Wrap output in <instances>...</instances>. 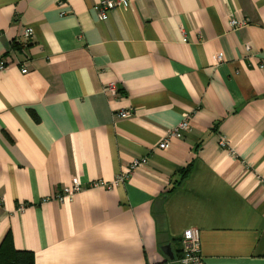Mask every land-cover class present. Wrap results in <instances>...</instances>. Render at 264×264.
<instances>
[{"label":"crops","instance_id":"1","mask_svg":"<svg viewBox=\"0 0 264 264\" xmlns=\"http://www.w3.org/2000/svg\"><path fill=\"white\" fill-rule=\"evenodd\" d=\"M58 1L0 0V241L34 264H180L194 228L195 264H264V0Z\"/></svg>","mask_w":264,"mask_h":264},{"label":"built area","instance_id":"2","mask_svg":"<svg viewBox=\"0 0 264 264\" xmlns=\"http://www.w3.org/2000/svg\"><path fill=\"white\" fill-rule=\"evenodd\" d=\"M60 3V0L58 1ZM129 5V0H100L99 4V15L103 17L108 11L117 7L123 6L126 7ZM247 23L246 20H237L235 18H231L229 20V24L233 28H241L245 26ZM33 34V30L31 27H25L22 31V35L24 38H30ZM184 40V39H183ZM245 48L247 52H250V44L246 43ZM215 60L221 61L223 56L222 53H218L215 56ZM7 67V63L0 59V69H4ZM259 68H263V65H259ZM27 69L24 67L21 69V73H26ZM104 92L109 96L115 95L117 92V85L115 83L106 84L104 87ZM129 115V110H121L118 111L117 116L121 118H125ZM190 128L187 120V116H184L183 119L173 128L168 130L163 138V140L158 144V147L164 149L167 147L168 142L172 138H178L183 135L184 132L188 131ZM219 146L222 148H226L230 153H233V148L230 147L229 142L224 138L221 137L218 141ZM147 163V157H140L133 159L130 164L127 166V169L123 172L116 174L115 179L113 182H104L102 180H96L93 182H89L88 185L90 186H97L100 188L108 189L111 188L114 184H118L123 182L131 173V171L143 166ZM264 187V180L261 181ZM83 186L79 184L77 181H73L70 187L63 188L60 195H58L59 199L67 198L71 199L73 194L77 193L78 191L82 190ZM21 209V206H20ZM182 257L179 259L180 264H195L200 260V253H199V233L194 228H188L184 230L182 234Z\"/></svg>","mask_w":264,"mask_h":264},{"label":"trees","instance_id":"3","mask_svg":"<svg viewBox=\"0 0 264 264\" xmlns=\"http://www.w3.org/2000/svg\"><path fill=\"white\" fill-rule=\"evenodd\" d=\"M185 175L186 168L182 170V176ZM0 264H34V260L30 251L16 249L7 233L0 241Z\"/></svg>","mask_w":264,"mask_h":264},{"label":"water","instance_id":"4","mask_svg":"<svg viewBox=\"0 0 264 264\" xmlns=\"http://www.w3.org/2000/svg\"><path fill=\"white\" fill-rule=\"evenodd\" d=\"M163 250H164V252L170 257V258H172L173 256H172V252H171V249H170V246L169 245H165V246H163Z\"/></svg>","mask_w":264,"mask_h":264},{"label":"rangeland","instance_id":"5","mask_svg":"<svg viewBox=\"0 0 264 264\" xmlns=\"http://www.w3.org/2000/svg\"><path fill=\"white\" fill-rule=\"evenodd\" d=\"M181 240H182V239H181ZM181 253H182V243H181ZM181 257H182V256H181ZM181 257H180V258H181ZM200 257H201V256H200ZM180 258H179V259H180Z\"/></svg>","mask_w":264,"mask_h":264}]
</instances>
